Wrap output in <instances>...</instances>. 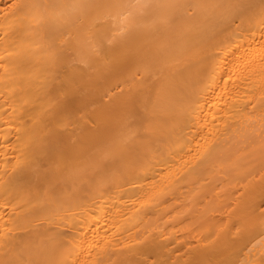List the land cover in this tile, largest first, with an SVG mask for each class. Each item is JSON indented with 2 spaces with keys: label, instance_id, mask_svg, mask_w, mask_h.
Masks as SVG:
<instances>
[{
  "label": "bare ground",
  "instance_id": "bare-ground-1",
  "mask_svg": "<svg viewBox=\"0 0 264 264\" xmlns=\"http://www.w3.org/2000/svg\"><path fill=\"white\" fill-rule=\"evenodd\" d=\"M0 264H264V0H0Z\"/></svg>",
  "mask_w": 264,
  "mask_h": 264
}]
</instances>
